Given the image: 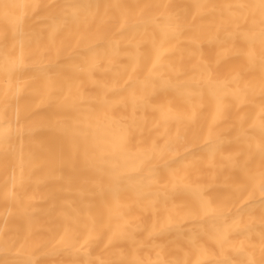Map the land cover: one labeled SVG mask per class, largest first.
Returning <instances> with one entry per match:
<instances>
[{"label": "bare ground", "instance_id": "obj_1", "mask_svg": "<svg viewBox=\"0 0 264 264\" xmlns=\"http://www.w3.org/2000/svg\"><path fill=\"white\" fill-rule=\"evenodd\" d=\"M0 264H264V0H0Z\"/></svg>", "mask_w": 264, "mask_h": 264}]
</instances>
